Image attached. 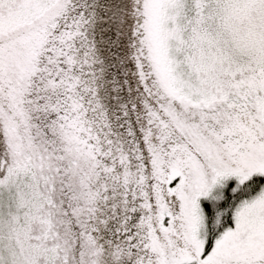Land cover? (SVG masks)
Wrapping results in <instances>:
<instances>
[{
    "label": "snow or ice",
    "instance_id": "obj_1",
    "mask_svg": "<svg viewBox=\"0 0 264 264\" xmlns=\"http://www.w3.org/2000/svg\"><path fill=\"white\" fill-rule=\"evenodd\" d=\"M0 264H264V0H0Z\"/></svg>",
    "mask_w": 264,
    "mask_h": 264
}]
</instances>
